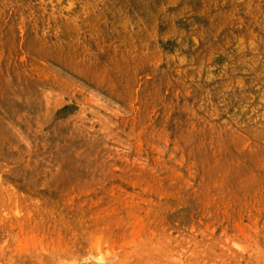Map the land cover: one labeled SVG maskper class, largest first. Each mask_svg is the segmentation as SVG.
<instances>
[{
    "label": "rangeland",
    "instance_id": "374dc122",
    "mask_svg": "<svg viewBox=\"0 0 264 264\" xmlns=\"http://www.w3.org/2000/svg\"><path fill=\"white\" fill-rule=\"evenodd\" d=\"M0 264H264V0H0Z\"/></svg>",
    "mask_w": 264,
    "mask_h": 264
}]
</instances>
